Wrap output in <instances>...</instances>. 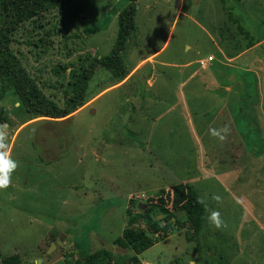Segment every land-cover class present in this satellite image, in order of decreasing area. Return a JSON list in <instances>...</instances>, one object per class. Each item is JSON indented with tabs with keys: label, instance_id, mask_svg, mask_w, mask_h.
<instances>
[{
	"label": "rangeland",
	"instance_id": "374dc122",
	"mask_svg": "<svg viewBox=\"0 0 264 264\" xmlns=\"http://www.w3.org/2000/svg\"><path fill=\"white\" fill-rule=\"evenodd\" d=\"M127 3L69 0L15 32L12 49L46 97L61 105L69 70L112 52ZM119 54L123 79L97 67L61 119L32 117L0 82V152L17 165L0 189V264H75L80 250L130 261L116 239L128 220L145 228L146 207L168 234L139 260L264 264V0H137ZM178 183L203 201L196 231L183 211L174 222L160 210Z\"/></svg>",
	"mask_w": 264,
	"mask_h": 264
},
{
	"label": "trees",
	"instance_id": "16d2710c",
	"mask_svg": "<svg viewBox=\"0 0 264 264\" xmlns=\"http://www.w3.org/2000/svg\"><path fill=\"white\" fill-rule=\"evenodd\" d=\"M68 1L0 0V82L3 90L10 89L25 112L32 117L43 116L61 119L74 112L77 107L83 104L87 82L97 67L113 73L117 81L122 80L126 75L119 73L122 64L119 53L123 50L124 43L132 29L137 0H127V5L118 13V32L112 52L99 58L93 57L77 69L69 70L68 79L63 89L62 104H57L44 95L36 80L27 73L12 49V43L15 41L14 34L26 22L37 23V18H41L49 11L61 9ZM65 68V66H61L60 70L64 72ZM129 201L133 203L134 208L137 206V202ZM170 203L169 208L165 206L166 204L160 206L166 219L172 221L171 218L174 217V222H178L176 211L181 210L186 215V219L182 223H188L196 231L202 215V204L195 192L182 183L175 184L172 187ZM147 209L148 207L140 210L144 213L141 216V221L145 228L135 230L131 227L135 219L128 220L127 227L122 230L121 237L116 239V244L133 252L134 255L130 261L126 258L116 260L107 250H99L95 253H86L80 250L75 258V264H141L137 255L157 243L161 231L162 237L168 234L167 226H159L152 221L148 216ZM128 212L131 214L130 209ZM75 246L78 248L77 244ZM1 263L19 264L20 257L18 255L5 257Z\"/></svg>",
	"mask_w": 264,
	"mask_h": 264
},
{
	"label": "clouds",
	"instance_id": "9594fccd",
	"mask_svg": "<svg viewBox=\"0 0 264 264\" xmlns=\"http://www.w3.org/2000/svg\"><path fill=\"white\" fill-rule=\"evenodd\" d=\"M220 131L222 130H209L210 135L223 139V136L220 135ZM4 136L5 134L3 132H0V144H2ZM16 167V163L9 158L8 153L6 151L0 152V189H4L9 185L11 173ZM214 199H218V197H214ZM200 202L203 203V201ZM206 220L212 227L219 228L221 226V220L219 218L218 211H210L206 217Z\"/></svg>",
	"mask_w": 264,
	"mask_h": 264
},
{
	"label": "water",
	"instance_id": "95a60500",
	"mask_svg": "<svg viewBox=\"0 0 264 264\" xmlns=\"http://www.w3.org/2000/svg\"><path fill=\"white\" fill-rule=\"evenodd\" d=\"M140 205L143 206V204L138 203L137 207H140ZM65 236V234H60L56 240L51 241L46 250L42 252L41 257L38 258V263H40L43 258L48 257L61 244ZM194 251H196V249ZM189 264H194V262L190 261Z\"/></svg>",
	"mask_w": 264,
	"mask_h": 264
},
{
	"label": "built area",
	"instance_id": "2783aa9c",
	"mask_svg": "<svg viewBox=\"0 0 264 264\" xmlns=\"http://www.w3.org/2000/svg\"><path fill=\"white\" fill-rule=\"evenodd\" d=\"M212 59V56L211 55H209L205 60L204 59H201V60H199V64L201 65V66H204V63H209V61ZM207 63V64H208Z\"/></svg>",
	"mask_w": 264,
	"mask_h": 264
},
{
	"label": "crops",
	"instance_id": "0c3cea01",
	"mask_svg": "<svg viewBox=\"0 0 264 264\" xmlns=\"http://www.w3.org/2000/svg\"><path fill=\"white\" fill-rule=\"evenodd\" d=\"M153 246V245H152ZM139 255V254H138ZM137 255V256H138ZM141 262V264H151L150 262L148 261H145V260H139ZM41 262H43V260H41Z\"/></svg>",
	"mask_w": 264,
	"mask_h": 264
}]
</instances>
